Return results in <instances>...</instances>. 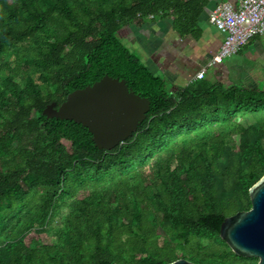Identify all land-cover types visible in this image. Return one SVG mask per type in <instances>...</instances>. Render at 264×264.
Segmentation results:
<instances>
[{
	"label": "trees",
	"instance_id": "16d2710c",
	"mask_svg": "<svg viewBox=\"0 0 264 264\" xmlns=\"http://www.w3.org/2000/svg\"><path fill=\"white\" fill-rule=\"evenodd\" d=\"M200 9L0 0V264H167L195 240L211 249L188 256L198 264L257 262L218 232L250 208L248 189L264 174V87L197 79L170 91L117 35L150 14L171 15L183 33ZM105 74L150 100L137 130L109 150L81 124L42 113ZM32 230L52 240L29 245Z\"/></svg>",
	"mask_w": 264,
	"mask_h": 264
},
{
	"label": "crops",
	"instance_id": "0c3cea01",
	"mask_svg": "<svg viewBox=\"0 0 264 264\" xmlns=\"http://www.w3.org/2000/svg\"><path fill=\"white\" fill-rule=\"evenodd\" d=\"M227 2L237 6V0H196L201 6L193 26L180 33L171 15L144 18L123 26L121 41L156 75L168 90L176 91L197 80L196 73L204 70V77L224 84L247 87L264 86V32L253 36L234 55L222 62L207 66L218 50L223 33L208 21L210 12L218 4Z\"/></svg>",
	"mask_w": 264,
	"mask_h": 264
},
{
	"label": "water",
	"instance_id": "95a60500",
	"mask_svg": "<svg viewBox=\"0 0 264 264\" xmlns=\"http://www.w3.org/2000/svg\"><path fill=\"white\" fill-rule=\"evenodd\" d=\"M149 108L150 100L128 87L124 78L105 74L68 92L58 106L56 101L46 104L42 113L81 124L97 148L109 150L137 130ZM248 197L250 208L225 216L218 234L236 255L264 264V174L250 186ZM167 264L197 263L179 257Z\"/></svg>",
	"mask_w": 264,
	"mask_h": 264
},
{
	"label": "built area",
	"instance_id": "2783aa9c",
	"mask_svg": "<svg viewBox=\"0 0 264 264\" xmlns=\"http://www.w3.org/2000/svg\"><path fill=\"white\" fill-rule=\"evenodd\" d=\"M237 6L224 2L215 6L208 21L223 33V40L207 66L236 54L253 36L264 32V0H237ZM147 18L152 19L150 14ZM204 77V70L196 78Z\"/></svg>",
	"mask_w": 264,
	"mask_h": 264
},
{
	"label": "rangeland",
	"instance_id": "374dc122",
	"mask_svg": "<svg viewBox=\"0 0 264 264\" xmlns=\"http://www.w3.org/2000/svg\"><path fill=\"white\" fill-rule=\"evenodd\" d=\"M117 35H118V37L120 38V39H122L121 38V34L118 32L117 33ZM130 51H132L133 53H135V54H138V52H137V50H133V49H131ZM140 59H142V56H141V54H140ZM142 61V60H141ZM143 62V61H142ZM261 88H263L264 86L262 85V86H260ZM240 121H245V122H247V123H250L251 122V120H249V118L248 117H245V118H243V119H241L240 117L238 118ZM233 139L234 140H230V141H233V142H238V137L237 136H234L233 137ZM65 211V209L63 208L62 209V211L59 213V214H57V216H56V218H55V221H54V223H53V225L55 226V225H57L58 224V222H59V217H60V215L63 213ZM52 235H53V231H51V232H49L48 234H37L35 231H30L29 232V234L26 236V238H25V241H26V243L27 244H29V245H33L34 244V242H35V240L36 239H41L42 241L43 240H52ZM202 242L203 243H207V239L205 238V237H203L202 238ZM209 243V242H208ZM187 249H188V251H186V253H184V252H179L180 254H181V256L182 257H184V258H187L188 259V256H192V255H200L201 253L202 254H206L207 255V253L208 252H211V249L210 248H208L207 246H202V247H200L199 246V244H198V242H197V240H195V241H191V242H189L188 244H187ZM212 250H214L213 248H212Z\"/></svg>",
	"mask_w": 264,
	"mask_h": 264
},
{
	"label": "flooded vegetation",
	"instance_id": "af4514ba",
	"mask_svg": "<svg viewBox=\"0 0 264 264\" xmlns=\"http://www.w3.org/2000/svg\"><path fill=\"white\" fill-rule=\"evenodd\" d=\"M188 260H190V259H188ZM190 261H192V260H190ZM192 262H194V261H192ZM194 263H196V262H194ZM198 264V263H197Z\"/></svg>",
	"mask_w": 264,
	"mask_h": 264
}]
</instances>
